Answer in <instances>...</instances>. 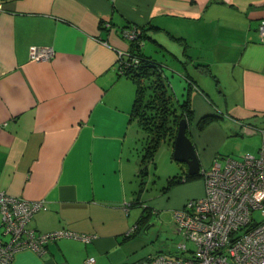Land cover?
<instances>
[{"label": "crops", "instance_id": "crops-1", "mask_svg": "<svg viewBox=\"0 0 264 264\" xmlns=\"http://www.w3.org/2000/svg\"><path fill=\"white\" fill-rule=\"evenodd\" d=\"M261 23L264 0H0V190L46 202L30 221L39 232L95 235L61 237L41 254L18 251L10 264H87L88 256L132 264L150 256L123 249L142 215L147 223L204 193L201 175L184 180L187 167L176 161L180 171L167 179L181 181L145 196L158 149L140 174L146 135L131 120L135 83L118 70V52L129 47L123 29H142L141 51L166 77L170 68L184 75L201 170L257 153L260 135L243 127H264ZM33 46L53 54L34 60ZM204 115L217 117L199 128Z\"/></svg>", "mask_w": 264, "mask_h": 264}, {"label": "built area", "instance_id": "built-area-1", "mask_svg": "<svg viewBox=\"0 0 264 264\" xmlns=\"http://www.w3.org/2000/svg\"><path fill=\"white\" fill-rule=\"evenodd\" d=\"M264 39V23L259 25ZM131 41L139 40L136 26L123 29ZM53 54L51 47L30 49L34 60H45ZM138 62L128 47L117 55L120 65L128 67ZM245 125L243 130L257 133L261 142L257 153H245L240 158L227 156L200 170L204 182L201 196L187 199L183 206L171 212L173 228L183 241L175 255L157 252L132 264H264V127ZM47 209L43 199L29 200L0 190V264H10L15 253L30 250L44 252L46 245L61 237H73L85 242L94 234L76 233L67 229L39 232L30 221L33 215ZM258 211L261 218L255 217ZM131 228L127 233L133 231ZM126 233V234H127ZM187 242L192 246L188 247ZM94 262L93 257L85 260Z\"/></svg>", "mask_w": 264, "mask_h": 264}, {"label": "trees", "instance_id": "trees-1", "mask_svg": "<svg viewBox=\"0 0 264 264\" xmlns=\"http://www.w3.org/2000/svg\"><path fill=\"white\" fill-rule=\"evenodd\" d=\"M139 40L143 41L145 36L140 27ZM138 41H131L129 44L130 51L136 56L138 62L131 63L128 67L120 65L121 70L132 78L135 83V97L131 109V120H133L145 133L146 145L145 151L141 156L142 167L140 174H145L147 162H149L163 141H168L173 146L174 138L177 132L178 123L182 118L190 123L193 118V112L188 96L183 100L174 102V95L170 89L169 82L164 74V67L148 55L141 51L143 45ZM217 117L216 115H204L198 122V127L202 128L208 121ZM187 133V130H186ZM188 135V133H187ZM200 176L189 175L186 173L184 180H190ZM181 181V177L176 175L167 179L164 189H168L174 184ZM147 215H142L138 224H144ZM137 230L125 234L126 237L133 235Z\"/></svg>", "mask_w": 264, "mask_h": 264}, {"label": "rangeland", "instance_id": "rangeland-1", "mask_svg": "<svg viewBox=\"0 0 264 264\" xmlns=\"http://www.w3.org/2000/svg\"><path fill=\"white\" fill-rule=\"evenodd\" d=\"M144 41L145 40H143V46ZM149 45L150 42L147 41L146 46L144 47V50L148 52L147 54H150L147 49ZM152 56L159 60L161 57L158 53H154ZM165 67H168V65ZM171 70V68L166 70V74L170 89L175 98L174 102L177 104V100H183L184 86L187 84V81L184 78V75L181 76L177 71ZM253 139H258V136L253 137ZM171 154L172 149L168 144V141H163L154 156L155 163H151L148 166V174L146 176L147 188L144 190L146 193L145 196H155L154 199L158 198V194H162V188L167 184V175L172 174L173 172V174H178L176 172L180 171V163L173 160ZM254 215L258 219L261 218L258 211H255ZM171 218V212L169 213L166 209L161 210V213L152 215L147 223L141 225L139 231L132 236L133 238L130 237L132 240L126 244L123 249L134 259L153 255L157 252L175 255L176 252L180 250L178 244L183 241V238L172 228ZM187 246L190 247L192 244L187 242ZM89 257L93 256H88L86 259Z\"/></svg>", "mask_w": 264, "mask_h": 264}, {"label": "water", "instance_id": "water-1", "mask_svg": "<svg viewBox=\"0 0 264 264\" xmlns=\"http://www.w3.org/2000/svg\"><path fill=\"white\" fill-rule=\"evenodd\" d=\"M187 126V120L182 118L178 123L174 138L172 158L175 161L185 163L189 175H196L200 173V165L193 143L186 133Z\"/></svg>", "mask_w": 264, "mask_h": 264}]
</instances>
